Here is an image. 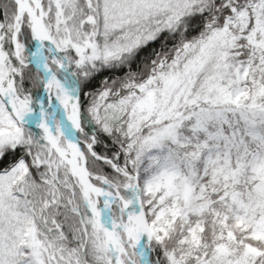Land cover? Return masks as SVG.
<instances>
[{
	"label": "snow or ice",
	"instance_id": "1",
	"mask_svg": "<svg viewBox=\"0 0 264 264\" xmlns=\"http://www.w3.org/2000/svg\"><path fill=\"white\" fill-rule=\"evenodd\" d=\"M0 264H264V0H0Z\"/></svg>",
	"mask_w": 264,
	"mask_h": 264
}]
</instances>
